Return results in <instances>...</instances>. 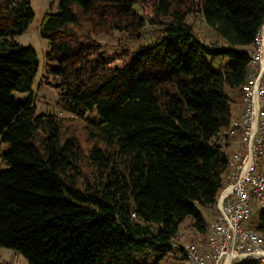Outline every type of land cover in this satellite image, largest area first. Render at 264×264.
Returning <instances> with one entry per match:
<instances>
[{
  "label": "trees",
  "instance_id": "trees-1",
  "mask_svg": "<svg viewBox=\"0 0 264 264\" xmlns=\"http://www.w3.org/2000/svg\"><path fill=\"white\" fill-rule=\"evenodd\" d=\"M196 13L222 44L194 34ZM34 17L27 0L0 1V246L29 264H163L176 251L185 261L173 241L187 220L207 237L203 209L231 170L264 0H60L41 22L46 67L62 107L89 121L85 140L63 132L71 118L38 112L37 53L13 39ZM149 27L154 41L135 51L97 39L141 40Z\"/></svg>",
  "mask_w": 264,
  "mask_h": 264
},
{
  "label": "built area",
  "instance_id": "built-area-1",
  "mask_svg": "<svg viewBox=\"0 0 264 264\" xmlns=\"http://www.w3.org/2000/svg\"><path fill=\"white\" fill-rule=\"evenodd\" d=\"M249 55L241 120L229 131L240 143L207 237L183 246L186 264H264V232L251 225L254 213L264 208V21Z\"/></svg>",
  "mask_w": 264,
  "mask_h": 264
},
{
  "label": "rangeland",
  "instance_id": "rangeland-1",
  "mask_svg": "<svg viewBox=\"0 0 264 264\" xmlns=\"http://www.w3.org/2000/svg\"><path fill=\"white\" fill-rule=\"evenodd\" d=\"M2 1V0H0ZM17 2H22L24 0H16ZM31 3V6L34 9L35 17L29 23L28 27L22 34H16L13 39L20 45L32 47L37 53L39 60V70L37 76L34 80L33 85V95L35 99V104L38 108V112L51 113L57 115L60 118H71V121L66 123V127L63 129V132L67 129L71 134L76 133L83 140L86 138L85 128L88 125L89 121L80 118L65 108L62 107L60 101L61 97V87L60 79L55 78L53 73L48 72L47 70V53L51 49L49 40L41 36V22L48 12L56 13L58 11V4L60 0H27ZM136 9L139 6H135ZM138 10V9H137ZM149 14L151 11L148 10ZM0 23L2 21L0 20ZM188 23L193 26L194 34L205 43H219L222 44V40L218 38L217 34L210 28L201 13L190 14L188 16ZM154 27H149L148 31L145 33V36L141 40H131L127 38L125 33L116 32L112 36L102 35L98 37V41L103 45H109L106 49L107 52H115L120 50L121 47L127 46L131 50L135 51L139 49V46L143 44H148L154 41L156 35L151 32ZM217 68V67H215ZM25 95L22 93H15L17 100L21 99ZM236 108V105L234 106ZM87 118H91L88 116ZM9 145L1 142L0 140V172L5 170L8 166L4 161V155L8 151ZM237 148L235 149V151ZM231 155L235 151L230 149ZM261 171H264V160L261 162ZM203 212L210 223L213 218L216 216L215 209L206 211L203 209ZM264 215V208L258 210L254 213L251 225L254 229H258L260 226L261 218ZM199 238L204 239V236L198 235L194 228L191 226V220H187L180 230V234L177 241L175 242L176 248H183L184 245L189 243L196 242ZM0 264H29V260L20 252L0 246ZM163 264H186L184 261L183 254H180L178 251L170 254L166 259H164Z\"/></svg>",
  "mask_w": 264,
  "mask_h": 264
},
{
  "label": "crops",
  "instance_id": "crops-1",
  "mask_svg": "<svg viewBox=\"0 0 264 264\" xmlns=\"http://www.w3.org/2000/svg\"><path fill=\"white\" fill-rule=\"evenodd\" d=\"M235 105H236V108H234L233 110V122L237 123L241 120L243 105H240L239 103H236ZM229 143H231L230 149L235 151V149L238 148L240 141L238 138L237 139L232 138V139H229Z\"/></svg>",
  "mask_w": 264,
  "mask_h": 264
}]
</instances>
